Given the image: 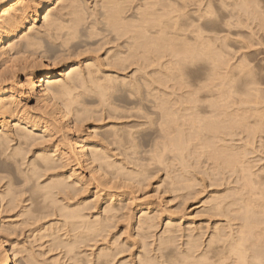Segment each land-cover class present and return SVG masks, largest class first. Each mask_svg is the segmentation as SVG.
I'll use <instances>...</instances> for the list:
<instances>
[{
    "label": "bare ground",
    "instance_id": "1",
    "mask_svg": "<svg viewBox=\"0 0 264 264\" xmlns=\"http://www.w3.org/2000/svg\"><path fill=\"white\" fill-rule=\"evenodd\" d=\"M213 2L0 0V213L15 212L24 227L35 221L33 242L46 237L40 246L62 250L67 264H116L124 247L108 240L110 231L138 250L128 237L135 242L161 223L152 246L137 251V264H264V166L255 168L260 160L251 154L261 142L262 108L245 111L231 82L218 78L227 45L214 32ZM217 3L223 26L231 25V9L257 18L249 15L256 0ZM220 39L224 48L216 47ZM199 60L209 65L203 84L185 78L184 65ZM247 111L258 121L250 123ZM141 147L150 155L145 162ZM203 154L207 161H198ZM153 165L163 169L168 190L206 186L207 173H199L207 170H215L207 178L223 176L209 186L216 179L231 185L230 194L217 188L205 200L207 218L223 219L204 240L188 235L177 244L166 206L132 207L138 188L152 186ZM39 217L60 224L43 229ZM11 224L0 225V264H47L38 259L45 250L30 245L24 262L16 259Z\"/></svg>",
    "mask_w": 264,
    "mask_h": 264
},
{
    "label": "rangeland",
    "instance_id": "2",
    "mask_svg": "<svg viewBox=\"0 0 264 264\" xmlns=\"http://www.w3.org/2000/svg\"><path fill=\"white\" fill-rule=\"evenodd\" d=\"M213 1H214L213 2L214 5H212V7H213L214 11L215 10L217 11V13H216V11H215V13H216L217 18H218V23H216V24H219V25H214L215 27L213 26L214 30H215L214 32L217 34L216 35L217 38L219 36V37L224 39V41H223V39L217 40L219 42H218V44H216V47L221 43V45H220L221 47L218 46V48L219 47L224 48V46L222 47L221 41H223L224 43L226 42L225 44L227 45L226 48H224V50L222 49L225 53L224 54L225 56L223 55L225 58H222V61L224 62V64L227 63L228 65L226 64L227 67L222 69V71L220 70L221 74L220 73L218 74V78L219 77H225V79H224V81L226 82V83L224 82L225 84H227L228 81L231 82L229 84V86L230 85L232 86L231 89L233 92V97H234L233 99L234 100H237V99L241 100L242 99V101L245 100L246 101L245 104L242 102L244 104L243 108L245 107L244 108L245 111L247 108L249 110L250 109L252 110V108L254 106H256L258 108H262L260 110V113H262V115L260 114L261 115V117H260L261 121H259V122H261L260 124H262V127L260 126L259 127L260 129H257L258 131H256L257 135L255 134L256 137L260 138L261 142H259V143H261L262 145H259V143H255L256 144V145L254 144L255 148H256L255 152H253L254 154L251 153L252 155H254L255 159H257V157H259L260 161L255 160V161H257L256 163L259 162L258 164H256V167H255V168H258L259 166H262V165L264 166V127H263L264 126V0H256L258 3V8H256L257 6L255 7L254 4H253L254 7H253V5H250L249 15L252 12L257 17L254 20L251 16H248L247 12L242 14V11H240L239 9H237V10L231 9L233 11L232 14H234V15L232 16V18L230 20L229 19L227 20V22L229 21V23L231 24L229 26L228 25L223 26V24L221 23L222 22L221 19H219L220 15L226 13L225 9L220 7L221 4L217 3V0H213ZM249 1H253V0H249ZM248 4H249V2H248ZM215 7H217V8H215ZM189 9L190 8L187 7L185 10H189ZM228 9H230V8H228ZM258 9L263 12L262 15L260 14V12H257ZM219 11H222L221 12L222 14L218 13ZM227 12H228V10H227ZM0 13H1V11H0ZM43 14L44 13H42L41 15H43ZM238 14H240V15H238ZM237 15H238V18H237ZM219 21H220V23H219ZM39 24H41V22H39ZM239 62L242 63V67L240 66V68H242V69L235 68V67H237V64H241ZM202 64L205 66H203ZM186 65H187L188 69H186V70L184 68L183 69L185 71L186 76H187V74H188V76L185 78H188V80L190 78L189 81H192L191 77L194 76V78L197 77V80L200 79L202 82L201 81H199V82H201L203 84L206 79L204 80L202 78H204V75L207 74V72H205V71L208 69L207 67L209 65L206 63H203V60H201L199 63L198 62H196L195 64L193 63V65H192V63L191 64L190 63L185 64L184 67ZM196 65L198 67H195ZM206 65H208V66H206ZM199 66H200V68H199ZM204 67H206V68H204ZM189 70L194 71V72L188 73ZM186 71H188V72L186 73ZM190 74L192 76H189ZM194 78H193V80L196 81V79H194ZM218 80L220 81V79H217V80L215 79L214 81H218ZM216 83H219V82H216ZM169 85L172 86V82H170V84L168 83L167 86H169ZM256 102H258L257 105H255ZM34 103H35L34 101L29 102V104H32V105ZM249 107H251V108H249ZM256 107H254V108H256ZM245 115L250 117V112L247 111ZM251 116L255 117L254 115H251ZM253 117L252 118L250 117L248 119L250 123H252L251 120H254ZM254 121H258V120H254ZM250 126H252V125H250ZM151 127H152V129L155 128L154 125L150 126V128ZM258 138L255 140H258ZM140 142H142V141H140ZM144 149L145 148H143V147L140 148L141 154L139 155L140 158L142 157L141 159L144 158L143 162H145L146 158H148L150 156V155L148 156V154L146 152L145 153L143 152ZM252 155L250 156V158H254V157H252ZM193 160L194 159L191 158V161H193ZM204 160L207 161L206 154H203L201 156V159H199L198 161H204ZM198 161H196L197 163L195 165H197V164L198 165H201V164L206 165L205 162H198ZM152 164L155 165L156 163L154 162ZM204 165L199 166V167L205 168ZM193 167H194V165H193ZM210 171H211V173L215 172V170H207L206 172L201 171L199 173V175L201 177L204 175L205 178H207L206 175ZM225 171H227L228 173L225 172L224 174H226V173L230 174L231 173V172L229 173L228 170H225ZM201 173L202 174L207 173V174L201 175ZM215 174H217V172ZM163 175H164L163 169L160 170L159 167L157 168L155 166L152 168V173L149 176L150 178L148 177L150 179V181L152 182V186L148 188V191L146 193H143V190L138 188V190L134 194L136 199L133 201L132 207L134 209H136L135 206L137 205V203H140L142 201H147L152 206H156V205H157V207L166 206L169 208V211H170V213H172V217L174 218L173 222H172L174 225H173V228L171 227V229L175 230L174 233L176 235H178V238L176 240L177 244H180L181 241L186 240L188 235H194V236L203 235V240H204L205 237L207 236V234H209L211 228L213 227L214 221H216L219 218L223 219V217L222 218L221 217H217V218L213 217L210 219L207 218V214L205 213L204 208H203V206H207V204L205 203V200H206V198H208V196H210V194H211V196H213L212 193L216 195V193H214L213 191H215L217 188L219 189L220 192H224V191H226V188H230L231 185H227L229 187H226V183L224 181H222L220 179H219L220 181H216L218 179H216V180L213 179V180H215V182H217V183H215L216 186H214V185L209 186V183H208L209 179L214 178V176H216V175L212 176V174H210L211 177H209L207 179L202 177L205 180L204 184L206 186L203 187L201 184H196V185H194L193 189L190 190L191 191L190 194H188L189 190L180 189L179 188L180 186L177 188H172L170 190H168V188L165 189V184L163 182V177H164ZM219 177L221 178L223 176H220V174H219V176H216L215 178H219ZM262 177H264V173L262 174ZM232 178H233V176L231 177L230 181L232 180ZM219 182H221V183H219ZM223 183H225V185ZM230 183L234 184L232 187H234V186H236V187L238 186V188L240 187L239 184L232 183V182H230ZM227 184H229V183H227ZM219 185H222V186H220L221 188H219ZM227 192H228V194H230V191H226L224 193L227 194ZM224 193H222V194L225 195ZM222 194H220V195L222 196ZM234 197H237V196H234ZM183 203H185V204L182 205ZM9 216H11V217H9ZM14 217H17V216H15V212L12 214L8 213V215L6 213L4 214L1 212L0 213V225H3L5 222H6V224L11 222V223H13L11 225L13 227H15L16 225L19 224V222L20 223L22 222L20 218H19L20 219V221H19V219L17 217L16 218L17 221H16ZM21 218H22V220L24 219V217H21ZM38 219H39V221H38ZM38 219H37V222H38L37 224L38 225L42 224L45 227L49 223L50 224L52 223L51 224L52 226H54L55 224H57V225L60 224V222H59V224L57 222L59 219L58 218L54 219V217H48V218L44 217L42 219H40V217H39ZM34 220L35 219H33V221ZM221 221L224 222V220H221ZM15 223H16V225H15ZM31 223H29V226H25V227L21 223L19 225H22V226H20L19 228L16 227L17 229L13 228L11 225H9L13 229V231L15 229V233L14 232L12 233V234H14V236H12V235L10 236L11 240H9L8 243L11 242V243H9L10 245L15 244L14 245L15 248H16V243H17L18 244L17 248L20 247V248H18L19 253H17V255H15L16 259L20 260L23 263L24 262V259H23L24 248L30 245L31 247L33 246V250L38 252V253L45 250L44 251L45 253L44 254L41 253L40 257H38V259H40V261L42 259L43 261H45L48 264L49 262H51L52 259L59 258V261L61 263L64 262L63 264H67L69 262L67 260V258L66 257H64V258L60 257L61 256L60 252H62V250H60V249L55 250L54 249L51 251H47L46 250L47 243H45V246L43 244V247L40 246L41 241L44 242L47 240L46 237H44L42 240L40 239V240H37L36 242H33V237H31L33 235V230L31 232V229H34L35 226H33V223L32 224ZM30 225H32L33 228L30 227ZM34 225H35V223H34ZM42 225H39V226H41L40 228H43ZM49 225H48V227H49ZM29 230H30V232H29ZM162 230H163V226L160 223L158 228L156 229V231H154L152 234H150L152 236H150L149 234L144 235V236H140L138 234L135 242H133L132 237H128V238H129L131 243H136V247L138 248V250H141L143 248L144 243L148 244V247L150 248L152 246L151 242L153 241V237H154V239H157L158 236L161 234ZM132 233H133V236H135V232H132ZM125 236L126 235L121 234V231L118 230L117 228L110 231L109 234L107 235V238L110 242L115 241L116 243H119L120 245H122L124 247V252H122L121 254H119L117 256L118 260L116 259L117 260L116 264L119 262H124L126 264H137V253H138L137 251L138 250H135L134 248H129L128 245L123 243L124 240H122V238ZM38 237H37V239H38ZM50 239H52V236L50 237ZM156 242H157V240H156ZM23 244H25L26 246ZM100 247H101V245H97L92 250H94L95 253H97L99 251ZM86 253L88 254L89 251H87ZM82 254L83 253H80L79 255L81 257H83L85 260V257Z\"/></svg>",
    "mask_w": 264,
    "mask_h": 264
}]
</instances>
